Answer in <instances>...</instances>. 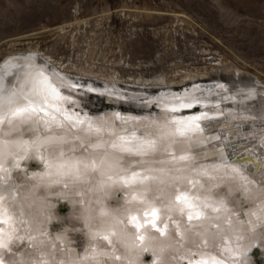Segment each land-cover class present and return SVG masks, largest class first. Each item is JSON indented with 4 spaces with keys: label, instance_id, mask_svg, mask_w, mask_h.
<instances>
[{
    "label": "bare ground",
    "instance_id": "bare-ground-1",
    "mask_svg": "<svg viewBox=\"0 0 264 264\" xmlns=\"http://www.w3.org/2000/svg\"><path fill=\"white\" fill-rule=\"evenodd\" d=\"M126 7L127 5L125 8ZM111 12V7L107 5L104 9V13L110 14ZM129 12H134L137 16H143L153 20L164 19L168 15L163 10L149 9L148 7L145 9H130ZM44 28L45 27L35 28L27 35H19V37L40 33L41 31H35ZM52 60H50L45 53L36 50H27L17 55L8 56L0 63V96L7 95L9 92H16V105L21 107L26 105L28 101L24 97L29 95L30 87L26 85L25 79L15 77L18 78L15 80L14 76H19V72H24V68L26 69L25 74L27 75L32 71H36L38 66L47 65L48 69H50L47 72H55L70 80L85 81L90 83L92 87L99 89V92H97L99 94L95 92L87 94L85 97L87 104H94V99L97 100L96 103L101 104L100 100L104 98L105 95L117 96L120 98L117 99V101L123 104V109L105 113L103 116L104 119L110 116L111 120L109 119L108 126L97 134L95 131H88L87 124L77 128H68L67 126L63 129L56 128L55 126L45 128L43 120L36 114H32L31 118L28 117V114L12 118L8 115L7 108H0V116L5 117L4 122L0 123V163L6 161L10 156H12V158L17 155L25 156V166L30 167L32 163L36 165V167L30 168L26 172V176L30 181L42 179L41 181L46 182L48 186L56 182H62L64 186L67 185L64 189L60 187L61 191L64 193L69 189L67 179H61L58 175H53L54 172H58L59 165L62 163L69 164L75 161H83V164L96 161L95 174L92 175V178H94L95 181H100L104 189L102 192L96 183H93V186L90 185L92 189L94 188L95 198L103 205L101 207H94L93 215L87 212L89 207L92 208L85 189L88 187L87 184H84L80 188L81 196L78 197L74 195L70 198L73 204L63 208L66 210L63 214H60L59 210H62L60 207L64 203L58 205V199L52 198L51 196L48 197L49 206L44 210V222L56 216L61 222L58 224V227L64 225V223L68 225L64 226V231L55 235L51 234V232H46V225L37 233L34 231L33 233L30 232L28 237L32 238L20 254L22 260L21 264H101L102 262H96L100 258H98L97 255H100V251L103 249L100 247L99 250V246H104V249L107 251H109V247L104 245L105 243L102 242L100 237L107 232L95 229L92 226V217L96 216V218L103 220L105 217L104 215L109 211H117L118 204L120 200H122L119 195L121 193L127 194L120 180L136 184L135 186L142 188V190H149L150 197L154 198L159 205L161 203L166 205L168 209H172L174 205V200H172L174 188L176 193L184 191L187 195H196V190L201 194L206 193L204 201L209 205L216 206V208L219 209L218 214L226 206V203H230L229 199L232 201L235 198V194L236 196L240 195L244 198V202L249 203V197L245 191L247 189V191L252 190V187L246 180L247 183L244 184L245 181H242L240 178L242 173L234 174L235 177L230 175L232 174L230 168L222 167L221 169L224 170V173H220L218 171L220 169L217 171H215L216 169L214 168L210 169L207 167L208 164L203 166L202 169H198L194 168L187 158L184 160H176L177 153L182 151L181 149L185 142H179L178 144L174 142H177L179 138L187 136V140L189 141L187 144L197 145L198 142H200L199 140H202V137L198 135L202 128L201 126L199 128H194L193 131L187 132L183 137L174 135L172 125L167 123V118L171 116L168 114L170 112L160 108L162 105L159 103L158 98L160 96H169L173 98V100L168 102V105L175 108L186 106L189 100L192 101L193 104L201 103L200 105L197 104L201 109L198 115L186 117L178 116L177 118H182L193 124V126L197 123L200 124V122L195 119L197 116L199 118L212 117L211 119L218 122L226 121L221 127H217L218 135L221 136L220 141L223 144L230 141L236 142L241 152L245 150V145H248L246 151L251 153V155L247 160L256 162V164H259L261 167V165L264 166V148L261 147V145H264V112L261 111V109H264V83L262 81L254 80L253 77L251 78L250 75H244L239 70L238 73L218 72L215 78L219 79V81L211 85H207L206 83L203 84L196 80L193 84L177 90L170 87L167 82H164V78H154L150 80L141 78L137 75H133V77L135 76L134 78L128 77L129 79H126L122 84H119L120 82L118 83L116 80L112 82L103 80L104 83H100L101 81H98L99 79L96 77L86 79L80 75L72 76L68 72L62 71ZM100 93H103V95ZM148 96H155V99L151 97V99L147 101L145 98ZM29 99H34V97L29 96ZM198 100H200V102ZM207 101H211L212 104H217L215 107L211 104L214 110H209L211 108L210 105H204L203 107V104H206ZM245 108L248 110L245 111ZM189 110L193 111L194 108ZM92 114L89 115L88 111H84V114H81V118L86 121L91 119L95 128L98 126L96 124V118L98 116ZM8 119L12 120L11 124L8 123ZM122 122L126 123L123 124ZM205 122L207 121H204V123ZM112 123H114L115 127H111ZM237 129H239V131H237ZM112 131L116 132V134L109 135ZM133 134H135V138H133ZM75 135H77V138H74ZM119 136L125 137L128 146L133 147V150L134 146L146 140H153L155 144L153 149H150L146 154L135 156L126 154L127 152H122L119 148L114 149L111 147L113 141L117 144L121 143L118 140ZM49 137L56 142H49ZM254 139L256 141L255 143L253 142ZM61 153H63V155H61ZM224 156H228V154ZM120 159L124 160V165L128 167L129 170H121L119 168L106 174L107 169H113ZM101 160L105 161V163H99ZM160 165L171 169L172 174H165V176L152 174L154 176L151 178L150 171H145L146 169L156 168ZM3 170L4 167L0 169L2 175L5 173ZM91 172V169L86 171L83 169L79 179H74V181L90 179ZM133 172H137L138 174L135 180L131 179V174ZM190 174L192 176L190 178L192 179L191 186L194 185L192 190H189L190 186L185 187L186 182H188L186 176L188 177ZM183 177L184 180L182 179ZM208 179L211 181L209 182ZM213 179L217 180L212 181ZM137 180L141 182H136ZM226 182L230 183L229 189L227 188L228 186L223 187ZM210 183L212 184L210 185ZM201 185L203 186L202 188ZM48 186L45 189L49 191L52 186ZM50 191H52V189ZM50 191L47 195L52 194ZM232 192H235L233 196L230 195ZM257 192L259 195H255L256 197H254L252 201H254L255 204L263 205L264 189L258 190ZM218 193L222 194L223 200L225 201L221 200V202H218V200L220 201L218 197L214 199L213 194L218 195ZM125 197L127 198L128 195ZM142 202L151 205L147 199H143ZM75 203H79V205ZM152 204L156 209H161L154 203ZM211 210H213V207H211ZM82 211H85V213ZM138 211L141 210L139 209ZM161 213L165 212L161 210ZM212 213L214 212L209 214ZM124 214L125 213H122L121 210L118 214L119 217H122L121 220L123 223H125ZM168 215L173 222L176 219H181V215L176 212H171ZM220 215H218V218H213L211 216L213 220H210L208 225L211 229L207 228L205 233L210 232L209 234L219 236V239H216V241L223 243L221 235L217 234H220L218 232L220 228H227L228 223L226 224L225 219H220ZM115 217H117V215ZM198 223H200V221L190 222L189 225L181 224V228L187 230V232L190 231L189 234L192 233L194 237H196L194 234L196 232L194 231H199L201 228L193 226ZM170 226L175 227V225ZM224 230L225 229H223V231ZM139 235L140 233L137 232L131 235L130 244L132 248L138 246L136 237ZM37 240H43L48 246L45 249L36 247L35 242ZM72 240L77 241L81 253L67 260L66 257H61L59 255L65 253L69 249V243ZM176 241L178 244L182 242L180 239ZM162 246L163 250H161L160 247L158 252L165 257H163V259L153 257L154 261L151 262V264H177L174 260L172 261L171 258L167 257V255L169 256L167 253L169 245ZM110 248L112 252L109 253L122 254L121 250L117 247L113 248L112 246ZM137 248L139 249V247ZM28 254L33 257L29 259V257H27ZM262 254H264V252H262ZM142 255L143 254L139 255V257L141 258ZM122 256L124 255L122 254ZM90 260L95 262L89 263ZM134 264L145 263L139 260L134 262Z\"/></svg>",
    "mask_w": 264,
    "mask_h": 264
},
{
    "label": "rangeland",
    "instance_id": "rangeland-1",
    "mask_svg": "<svg viewBox=\"0 0 264 264\" xmlns=\"http://www.w3.org/2000/svg\"><path fill=\"white\" fill-rule=\"evenodd\" d=\"M147 7L168 15L129 12ZM0 42V63L36 50L100 83L137 75L177 90L239 70L264 83V0H0Z\"/></svg>",
    "mask_w": 264,
    "mask_h": 264
},
{
    "label": "water",
    "instance_id": "water-1",
    "mask_svg": "<svg viewBox=\"0 0 264 264\" xmlns=\"http://www.w3.org/2000/svg\"><path fill=\"white\" fill-rule=\"evenodd\" d=\"M37 68L43 69L46 72L50 70L48 69L47 65L38 66ZM23 71L24 72H19V76L15 75L14 78L19 77L20 79H25L26 81V79H28L30 75H35L36 72V71H32L26 75L25 68L23 69ZM17 79L18 78H15V80ZM95 93L99 94L97 92ZM151 97L154 98L155 96H148L145 99L149 101ZM117 99L120 98L117 96L105 95V97L100 100L101 104L96 103L97 100L94 99L95 103L92 105L87 104V107L83 108L82 114H84V111H88L89 115L94 113L92 115L103 117L104 114L107 112L122 110L123 104L119 103ZM158 99H159V103L162 105L160 108L167 110L169 112V110L172 107L168 105V102L173 100V98H170L169 96H160ZM198 101L200 102V100ZM210 102L211 101H207L206 104H203V107L204 105L206 106L207 104L210 105L211 107L212 102L211 103ZM197 104L200 105L201 103H197ZM197 104H193V105L199 106ZM212 105L213 107L217 106V104H212ZM176 108L180 109L183 112L182 116L184 117L190 115H196V114L198 115V113H200L201 111L200 110L199 112H195L194 110L192 111L186 109V106H181L179 108L178 107ZM210 109H212V107ZM211 118L212 117L199 118L198 121L200 122V126L202 129L200 130L198 135L202 137V140H199L200 142H198L197 145L187 144V142H189L187 140V136H185L184 138H179L177 139L178 140L177 142H174L175 144H178L179 142H185V144L182 146L183 147L181 149L182 151L177 153L176 160L181 159V157H184V159L187 158V160H190V164L194 166V168L202 169L203 166L208 164L207 167H209L210 169L214 168L216 169L215 171L220 169L218 171L220 173H224L223 172L224 170H222L221 168L225 167V165L220 160L219 148L223 147L225 144H223L220 141L221 136L218 135L217 127L219 126L221 127V125H223L224 122L226 121L218 122ZM106 119H105L106 121H109V119L111 120L110 116L106 117ZM170 119L171 116L167 118V121ZM204 121L207 122L204 123ZM122 123L124 124L126 122H122ZM206 124L209 126L206 127L205 126ZM113 126L114 123H112L111 127ZM114 134H116V132L112 131V133H110L109 135H114ZM74 138H77V135H75ZM228 151L229 150H226L223 153V155L228 154ZM126 154H130V153H126ZM10 157L6 161L0 163L1 164L0 169L4 167L3 171H5L4 175H2V173L0 172V221H5V220L7 221V223L0 222V229H3V232L0 233V238L4 239L6 242H9L8 249L6 250L0 249V251L6 252L5 255L0 256V260L3 261V264H14V263L21 264L22 260L20 254L21 252H23V249L26 248L29 240L32 238V237H28V234L30 232L33 233L34 231L37 233L40 229H42L43 226L46 225L47 226L46 232L49 233L51 232V234L55 235L58 234L59 232L64 231V226L68 225L67 223H64V225L58 227V224L61 222L56 216L52 217L49 220H45L44 222V210H46L47 207L49 206L47 200L48 197L51 196L52 198L58 199L59 201L57 203L58 205L64 203L60 207L62 210H59V213L63 214L64 212H66V210H64L63 208L71 206L73 204L70 201V198L73 197L74 195L78 197L81 196L80 188L84 184L85 185L87 184L88 187L85 189L87 191L90 206H92V208L89 207L87 212L89 214L92 213L91 215H93V208L101 207L103 205L102 203L99 202L98 199L95 198L94 188L93 189L91 188L93 186L92 184L93 183L98 184L102 192L104 191V189L102 188L100 181L97 180L95 181V179L92 178V175L95 174L94 173L95 170H92L91 168L88 169V170L90 169L92 170L91 177L88 180L74 181V178L65 175H60L58 174V172H54L53 175L55 176L58 175L61 179L62 178L67 179V184L69 189L68 191H65L63 193L61 189H64L65 186L63 185L62 182H56L55 184L50 185L52 186L50 187L47 185L46 182L41 181L42 179L38 181L36 180L30 181L26 176V172L30 168L36 167V165L32 163V166L30 167L25 166V158H26L25 156L17 155L13 158L12 156ZM247 164L248 167L253 172L255 173L263 172L264 166L261 165L260 167L259 164L257 165L256 162H253L251 160H247ZM80 167L82 170L84 169L82 164L80 165ZM119 168L121 170H129V168L124 165V160L120 159V161L116 163V166L113 169H107L106 174L110 173V171H114ZM145 171L146 172L150 171L151 178H153L154 176L152 174L165 176V174L171 173V169H168L161 165L157 166L156 168L146 169ZM231 173H232L230 174L231 176H235L234 174H237V173H233L232 171ZM238 173L240 174L242 173V175H240L242 181L246 180L247 182L250 183V186L252 187V190L249 191H247L248 189L246 191L244 190L245 192H247V196L249 197V203L244 202L245 201L244 198H242L240 195L236 196L235 192L234 193L232 192V194L230 195L233 196L235 194V198L232 201H230L229 199L230 203L229 204L226 203V206L218 214V211L211 210V207L216 208V206L209 205L204 201V197L206 196L205 195L206 193L201 194L196 190V195L194 194L188 195L190 199H192L193 202L197 205V208L203 213V216L200 219H194L190 221V222L200 221V223L193 226V227L201 228V230L199 229V231L196 230L194 231L196 232L194 233L196 237H194L192 233L189 234L190 231L187 232V230L181 228V224L189 225L190 223L187 220V210H185L184 214L180 213L179 208L181 207V205H177L176 203L173 202L174 204L173 208L168 209L166 205L161 203L160 205L163 206L161 207L154 198L150 197L149 190L146 189L142 190V188L135 186L136 184H132L131 182L128 181L127 183H125V181L120 180V182L122 183L121 185L125 187L127 194L121 193L119 195L122 198V200H120V203L118 204L117 211L116 212L109 211L108 213H106V215H104L105 217L103 220H100V218H96V216L92 217L93 220L92 226L95 229L103 230L107 232L106 234L102 235L100 238L102 239V242L105 243L104 245L109 247V251H107L104 249V246L103 247L99 246V250L100 247L103 249L100 251V255H97V257L100 258L96 262L99 263L102 262L101 264H126V263L134 264V262L142 260V263H145L148 257H151V262H153L155 257L158 259H163V257H165L160 255L158 252V249L162 245H169V250L167 252L169 256L167 255V257L171 258L172 261L174 260V262H176L177 264H190V262L194 264V261L196 259L207 260L208 264H214V261L217 259L222 260L223 264H257L258 260H264V254H262V252H264V247H261L259 252H257L254 247H249L250 240L247 239V237L251 236L252 232L246 231V229H253V228L259 231L262 227H264V204L258 205L255 204L254 201H252V199L256 197L255 195L257 196L259 195L257 191L264 189V183H262L256 176L249 174V172L245 171L244 169H240ZM191 177H192L191 174L188 177L186 176L188 182L184 181L186 182L185 187L190 186L189 187L190 189L188 188L189 190H192L194 186V185L191 186L192 183V179H190ZM182 179L184 180V177ZM216 180L213 179L212 181H216ZM208 181L210 182L211 180L208 179ZM246 181L244 182V184L247 183ZM136 182H141V181L137 180ZM211 184L212 183H210V185ZM229 184H230L229 182H226V184H224L223 187L228 186L227 188L229 189L230 188ZM47 186L50 187L49 191L52 189V191H50L52 192L51 195H47V193L49 192L48 190L45 189ZM202 187L203 186L201 185V188ZM179 193L180 192H177L176 194ZM221 193H218V195L213 194L214 199H216L217 197L220 199V201L218 200V202H221V200H223V196ZM127 195L128 197L126 198L125 196ZM143 199H147L151 203V205H147V203H143L142 202ZM172 200H174V195L172 196ZM152 203L159 206V208L161 209H156V207L152 206L153 205ZM75 204L79 205V203H75ZM139 209L141 211H138ZM120 210L122 213H125L124 214L125 223L122 222L121 220L122 217H119L118 215ZM153 210H157L158 212V216H159V219L157 220L158 227L163 228L164 223L168 224V229H167L168 233L165 236H161L159 233H157L155 229L151 227V224L148 223V221L152 219L151 212ZM161 210H163L165 213H161ZM171 212H176L179 215H181V219L179 220L176 219L173 222L172 219H170V216L168 215ZM211 212L214 213L209 214ZM83 213H85V211ZM145 213H147L148 215H145ZM114 215L115 216L117 215V217H115ZM218 215H220L219 217L220 219L222 220L225 219L226 224L228 223L227 228L225 227L220 228L218 231L220 234H217V235H221V239L223 243H219L218 241H216V239H219V236H214L213 234H209L210 232L205 233L207 228L211 229V227H209L208 225L210 220H213L212 217L218 218ZM132 216H137L139 218L137 222L145 224V228H141V229L134 228L133 223L131 222ZM170 225H175V227H172ZM223 229L225 230L223 231ZM134 232L140 233V235L145 236L144 241H140L139 239H137L138 241L137 247H139V249L137 247L132 248L130 244L131 235ZM238 234L243 235L245 238L237 240L236 237ZM104 236H108L109 239L105 240L103 238ZM153 236L156 237V239L150 240L149 238ZM177 239L182 240L181 244L177 243L176 241ZM35 244L36 247L42 249H45L48 246V244H46L43 240H37ZM69 245H70L69 249L65 253H61L59 255L61 257H66L67 260H70L71 258H74L76 255L81 253V250L79 249L80 246L77 243V241L72 240L69 243ZM112 246L113 248L117 247L118 249H120L124 256H122V254L119 255V254L109 253L112 252L110 248ZM214 246L215 249L218 250L219 254H217V251L214 250ZM194 253H196L195 256ZM141 254L143 255L140 258L139 255ZM27 257H29L30 259L33 256L28 254ZM94 262L95 261L93 260L89 261V263H94Z\"/></svg>",
    "mask_w": 264,
    "mask_h": 264
},
{
    "label": "snow or ice",
    "instance_id": "snow-or-ice-1",
    "mask_svg": "<svg viewBox=\"0 0 264 264\" xmlns=\"http://www.w3.org/2000/svg\"><path fill=\"white\" fill-rule=\"evenodd\" d=\"M26 85L30 87L29 95H26L24 98L28 103L24 106L16 105V92H9L7 95L0 96V108H7L8 115L12 118L23 116L28 114V117L31 118L32 114L39 116L43 120L45 128H51L55 126L56 128L63 129L66 126L68 128H77L87 124L88 131H95L97 134L100 133L106 126H108V121L104 117H97L96 124L97 127L94 128L93 121L88 119L87 121L81 118L83 108L87 107V101L85 97L88 93L99 92V89L91 86L90 83L81 81V80H70L68 78L62 77L55 72H46L43 69H37L35 75H30L26 80ZM103 95V93H100ZM29 96L34 97V99H29ZM179 102V101H177ZM16 105V106H14ZM231 106V105H229ZM250 107V106H249ZM194 108L195 112H199L201 109L199 106H194L192 101H188L186 104V109ZM214 110V109H210ZM248 109L245 108V111ZM264 112V109H261ZM171 119L167 121L170 123L173 128V134L183 137L187 132L193 131L194 128H199L200 124L189 123L188 121L183 120L182 118H177L178 116L182 117L183 112L180 109L172 107L170 110ZM5 117L0 116V123L4 122ZM199 120V117H195ZM8 123L11 124L12 120L8 119ZM208 127L209 125H205ZM250 127V125H249ZM239 131V129H237ZM135 138V134H133ZM218 139V138H217ZM118 140L121 142L117 144L115 141L111 143L112 148H119L122 152H127L135 156H141L146 154L150 149H153L155 141L146 140L138 145L133 147L128 146V142L125 137L119 136ZM49 142L55 143L51 137H49ZM255 143V139L253 140ZM248 145H245V150L241 152L239 150L238 144L236 142L230 141L227 142L223 147L219 148L220 151V160L224 163L226 168H230L233 173H238L240 169L248 171L249 174L256 176L262 183H264V172L255 173L253 172L247 164V159L251 155L246 151ZM264 148V145H261ZM226 150L228 151V156L225 157L223 153ZM63 155V153H61ZM184 159V157H181ZM101 164L105 161L101 160ZM83 164V161H75L69 164H60L58 169V174L65 175L74 179H79L81 174L80 165ZM96 161H90L87 164H83L84 170L91 168L95 170ZM137 173L133 172L131 179L135 180L137 178ZM127 183V181H125ZM67 186V185H65ZM174 203L181 205L179 208L180 213L184 214L187 210V220L190 222L194 219H200L203 216V213L197 208V205L193 202L192 199L187 195L186 192H180L176 194L175 188L173 189ZM213 211H219L218 208H213ZM145 215H148L145 213ZM152 219L148 221L151 224V227L155 229L157 233L161 236L167 234L168 224L164 223L163 228L157 226V220L159 219L157 210L151 212ZM137 216L131 217V222L133 227L136 229L145 228V224L139 223ZM7 223V221H0ZM246 231H251L252 235L247 237L250 240L249 247H254L257 252H259L261 247H264V227L259 231L255 228L246 229ZM3 232V229H0V233ZM105 240H108V236L103 237ZM140 241L145 240L144 235L136 237ZM237 240L244 239L243 235H237ZM150 240H155L156 237H150ZM9 242H6L4 239L0 238V249H8ZM163 250V246H161ZM217 254H219L218 250ZM227 250V249H226ZM5 251H0V256L5 255ZM196 253H194V256ZM118 259V258H117ZM0 264H3V261L0 260ZM145 264H151V257H148ZM192 264V262H190ZM194 264H208L207 260L196 259ZM214 264H223L222 260H215ZM257 264H264V260H258Z\"/></svg>",
    "mask_w": 264,
    "mask_h": 264
}]
</instances>
